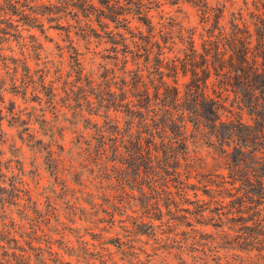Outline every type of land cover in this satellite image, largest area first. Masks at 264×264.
I'll return each instance as SVG.
<instances>
[{
  "label": "trees",
  "instance_id": "obj_1",
  "mask_svg": "<svg viewBox=\"0 0 264 264\" xmlns=\"http://www.w3.org/2000/svg\"><path fill=\"white\" fill-rule=\"evenodd\" d=\"M150 2L126 0L136 8L132 13L114 11L112 0H99L110 12L93 0H55L46 12L34 8L41 6L38 0L0 1V42L13 35L21 52L11 68L4 57L10 88L25 101L28 93L35 104L28 119L15 114L18 139L60 179L62 202L72 214L66 220H107L100 235L115 231V220H239L237 236L224 246L237 254L214 256L217 264H264V0H252L227 25L220 21L222 8L192 1L199 26L188 28L176 17L154 21L146 10ZM42 16L69 41L66 70L52 69L39 44L27 43L19 31L20 23ZM132 19L143 29L133 28ZM72 33L86 52L73 44ZM93 38L109 46L104 52L91 48ZM84 57L96 65L86 67ZM179 74L186 76L182 90ZM224 111L231 114L226 121ZM227 182L239 194L224 203L234 196L222 194ZM24 184L0 160V188L10 192L5 214L32 241L41 220L62 216L47 201V212L27 202ZM200 186L209 200L183 208ZM69 191L79 193L73 202ZM209 202L215 210L207 216ZM204 258L193 256L194 264Z\"/></svg>",
  "mask_w": 264,
  "mask_h": 264
},
{
  "label": "rangeland",
  "instance_id": "obj_2",
  "mask_svg": "<svg viewBox=\"0 0 264 264\" xmlns=\"http://www.w3.org/2000/svg\"><path fill=\"white\" fill-rule=\"evenodd\" d=\"M53 1L55 0H38L37 5L41 6L34 8L37 11L46 12L44 6H48ZM112 1L117 2L112 3L114 11H130L132 13L136 11V8L131 3H126V0ZM147 1L143 0L144 3ZM150 1L149 8L147 7L146 10L153 16L154 21L159 19V15H163L165 18L176 17L186 28L199 26V10L193 6L192 1L198 4L206 1L215 11L217 7L222 8L220 21L225 25L228 24L232 14L244 10L245 6L252 2V0ZM93 3L95 6L101 7L99 0H93ZM30 5L35 6L36 4L33 2ZM102 9L110 12L108 9ZM28 23V25L20 23L19 27V31L27 43L39 44L41 56L44 57V60L52 62V65L49 64L52 69H54V65H61L66 70L69 62L67 52L69 41L64 32L55 28V21L47 20L44 16L39 22ZM131 26L143 29V26L135 19L131 20ZM4 27L5 25L0 23V28ZM2 36L4 35L0 32V38ZM8 36V41L0 42V48L2 47L0 49V85L3 84L5 88L0 92V115L2 116L0 121V160L10 164V170L13 172L20 173V177L25 181V184L21 185L23 190L21 195L25 196L24 193L30 195L27 202L31 203L33 200L38 208L47 212L50 209L46 205L47 201L49 205L54 206V209L60 212L62 217L60 220H54V216H51L52 220H41L40 226L38 225L39 230L37 229L36 236L38 238L30 241L20 228L15 226L17 223H14L18 220H8L5 209L10 192L0 188V264H194L193 256L205 257L199 264H217L220 260L214 256L225 254L233 257V254H237L236 249H226L224 246H228V239L237 236L239 220L230 223L226 220H204L202 218L194 220H122V223L115 220L118 228L111 233L103 232L101 235L99 228L108 225L107 220H77L73 216H71L73 220H66L65 214H69L68 216L72 214L62 202L65 191L60 179L52 177L43 168V165L39 164L40 159H35L28 145L18 139L20 128L16 125L15 114L18 112L22 118L28 119L27 114H31V106L35 104L28 102V93L25 101L20 93L12 91L10 88L11 72L6 73L5 71L7 67L4 57H6L8 68H11L13 66L12 57L21 58V52L15 36L10 34ZM71 37L73 44L79 47L81 52H86L83 48V41L77 39L73 33ZM92 40L90 47L101 52H104L103 49L109 46L104 42L97 45L95 39ZM87 61V58L84 57L83 63L86 67L96 65L94 62L88 63ZM28 65L35 68L32 60H28ZM18 71H21L20 67ZM185 81L186 76L179 74L177 85L180 90L183 89ZM230 115L224 111L221 117L226 121ZM232 118H237L235 110L232 113ZM242 119L248 121V116L243 114ZM37 126V124L34 125L35 128ZM66 139L68 140V136ZM198 151L205 155L201 149ZM208 159L210 160V158ZM219 172H224L227 175L225 170ZM6 174L9 177L12 175L10 171H6ZM226 178L230 180L228 177ZM192 181L195 182V180ZM234 183L238 185L237 182ZM234 186L227 182V190H224L222 194L230 191L229 194H234V196L224 197V203L230 202L231 198L233 199L236 194H239L235 189L236 185ZM70 192L66 198L73 202L74 197L79 196V193L71 194ZM207 194L209 191H204L200 186L195 193L194 191L189 193L187 202L182 203L181 206L194 210L195 203L203 205L209 200ZM233 201L236 203L237 200ZM205 206L204 212L207 216L212 214V210H215L213 202H209ZM144 222L155 226H144L142 225ZM136 226H139L138 228L142 232L138 231ZM121 241L127 242V244L121 246ZM202 251L206 252V255Z\"/></svg>",
  "mask_w": 264,
  "mask_h": 264
}]
</instances>
